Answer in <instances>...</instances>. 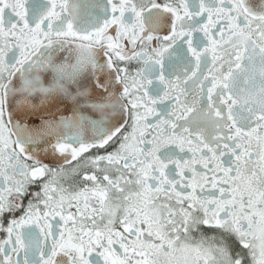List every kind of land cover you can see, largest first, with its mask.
<instances>
[{
    "label": "snow or ice",
    "instance_id": "obj_1",
    "mask_svg": "<svg viewBox=\"0 0 264 264\" xmlns=\"http://www.w3.org/2000/svg\"><path fill=\"white\" fill-rule=\"evenodd\" d=\"M0 264H264V0H0Z\"/></svg>",
    "mask_w": 264,
    "mask_h": 264
}]
</instances>
